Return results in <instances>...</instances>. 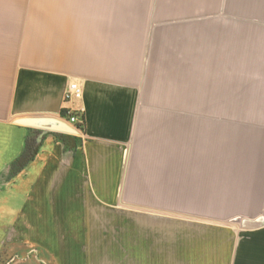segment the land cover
Returning a JSON list of instances; mask_svg holds the SVG:
<instances>
[{
	"label": "crops",
	"instance_id": "1",
	"mask_svg": "<svg viewBox=\"0 0 264 264\" xmlns=\"http://www.w3.org/2000/svg\"><path fill=\"white\" fill-rule=\"evenodd\" d=\"M72 81L82 100H65ZM156 95L166 121L152 135L141 114ZM79 106L77 134L42 139V129L16 122L66 121ZM28 136L37 153L12 174ZM150 138L160 153L146 152ZM128 183L131 194H178L175 203L130 204L155 212L130 218L133 264H264V0H0L1 219L11 197L25 209L42 188L114 195ZM101 206L115 202L46 208L81 219Z\"/></svg>",
	"mask_w": 264,
	"mask_h": 264
},
{
	"label": "rangeland",
	"instance_id": "2",
	"mask_svg": "<svg viewBox=\"0 0 264 264\" xmlns=\"http://www.w3.org/2000/svg\"><path fill=\"white\" fill-rule=\"evenodd\" d=\"M158 92H156L157 94ZM162 97H156L148 106L142 107L141 121L152 123L151 134L158 132L159 126L166 121L163 116ZM172 104L177 102V98L172 99ZM177 104V103H176ZM144 105H147L146 103ZM172 110L171 121V156L178 153L177 111ZM167 115V114H165ZM169 115H167V118ZM150 127V126H149ZM151 142V143H150ZM154 145L152 138L149 139L146 152L155 154L162 150V143L159 141ZM159 143V144H158ZM142 164V163H140ZM139 164V165H140ZM151 169H159V162H150ZM65 166V162H64ZM161 169V167H160ZM161 171V170H160ZM139 176H146L147 172L139 169ZM171 182L177 183V161L171 162ZM61 180L59 176L55 180L56 185ZM139 181H143L142 178ZM176 187V186H174ZM173 187V189H174ZM161 185L156 190H161ZM46 192H37L30 195L29 204L26 208H19L18 200L11 197V206L8 219H1L0 212V264H133L131 259V242L129 230L131 228L130 218H150L152 210L132 209L133 202L152 203L162 205L164 201L171 203L178 202V194L172 193L164 199L162 193L131 194L129 183L127 192L123 194H77L62 193L53 186L52 192L49 187ZM75 189V188H74ZM177 189V188H176ZM5 199L0 196V202ZM63 201L73 203L75 201H112L114 207L101 206L91 208L87 211V217L78 219L79 210L69 211L59 208H46L50 205L55 207L61 205ZM41 205L43 208L37 209ZM93 207V206H92ZM3 212V210H0ZM8 212V211H7ZM69 212L74 213V217L67 216ZM86 212V211H85ZM161 213L162 211H156ZM138 213V214H137ZM146 228V226L144 227Z\"/></svg>",
	"mask_w": 264,
	"mask_h": 264
},
{
	"label": "built area",
	"instance_id": "3",
	"mask_svg": "<svg viewBox=\"0 0 264 264\" xmlns=\"http://www.w3.org/2000/svg\"><path fill=\"white\" fill-rule=\"evenodd\" d=\"M84 97V89L80 82L72 81L67 86V89L64 94V98L66 101H78L82 100ZM84 107H73L66 109L64 113V117L66 120L74 125L79 131H83L84 128Z\"/></svg>",
	"mask_w": 264,
	"mask_h": 264
},
{
	"label": "water",
	"instance_id": "4",
	"mask_svg": "<svg viewBox=\"0 0 264 264\" xmlns=\"http://www.w3.org/2000/svg\"><path fill=\"white\" fill-rule=\"evenodd\" d=\"M67 121V120H66ZM65 120L58 117H29V118H19L16 122L24 125H29L42 129L43 134L42 139L46 131H58V132H67L71 134H77L78 129L71 126ZM39 139V143L42 141Z\"/></svg>",
	"mask_w": 264,
	"mask_h": 264
},
{
	"label": "trees",
	"instance_id": "5",
	"mask_svg": "<svg viewBox=\"0 0 264 264\" xmlns=\"http://www.w3.org/2000/svg\"><path fill=\"white\" fill-rule=\"evenodd\" d=\"M82 130H84V128H82ZM37 150V140L32 136H28L22 154L16 158L11 165L12 174H17L25 168L29 162L34 159Z\"/></svg>",
	"mask_w": 264,
	"mask_h": 264
}]
</instances>
